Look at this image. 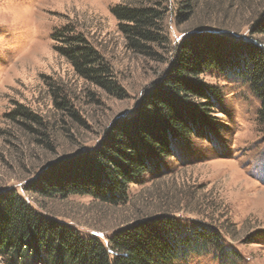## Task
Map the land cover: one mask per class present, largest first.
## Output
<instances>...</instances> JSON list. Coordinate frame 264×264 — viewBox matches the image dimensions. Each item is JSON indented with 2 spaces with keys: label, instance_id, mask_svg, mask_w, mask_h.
I'll return each instance as SVG.
<instances>
[{
  "label": "rangeland",
  "instance_id": "374dc122",
  "mask_svg": "<svg viewBox=\"0 0 264 264\" xmlns=\"http://www.w3.org/2000/svg\"><path fill=\"white\" fill-rule=\"evenodd\" d=\"M121 0H0V191L12 189L37 212L66 222L103 243L118 228L165 214L185 232L220 228L223 250L190 251L169 264H264V125L260 98L245 79L213 68L201 76L220 92L211 113L215 129L192 135L129 185L119 205L89 196L44 197L30 190L49 163L97 147L105 130L133 115L168 67L171 51L148 59L125 48L110 8ZM178 0H167L170 48L195 29L247 38L264 0H198L194 15L175 20ZM72 22L112 66L123 98L79 77L54 49V28ZM169 48V47H167ZM70 110L57 109L53 91ZM20 103L42 116L47 144L37 143L6 117ZM0 264H50L45 254L0 255Z\"/></svg>",
  "mask_w": 264,
  "mask_h": 264
},
{
  "label": "trees",
  "instance_id": "16d2710c",
  "mask_svg": "<svg viewBox=\"0 0 264 264\" xmlns=\"http://www.w3.org/2000/svg\"><path fill=\"white\" fill-rule=\"evenodd\" d=\"M197 4L178 0L175 20L191 18ZM167 11V0H121L110 8L125 48L155 60L171 51L168 67L142 96L135 113L113 121L95 149L49 163L30 190L44 197L83 195L110 205L126 202L129 185L174 156L176 144L215 129L211 113L220 92L201 80L213 68L250 84L261 101L258 123L264 125V5L254 15L247 38L233 40L198 28L172 48L164 24ZM50 38L79 77L111 96L124 97L110 63L72 22L54 28ZM53 96L57 109L75 115L58 87ZM6 117L34 135L37 143H48L47 121L25 105L16 103ZM209 246L223 250L220 228L207 225L185 232L165 214L137 219L103 243L37 212L15 190L0 191V255L43 253L50 264H169Z\"/></svg>",
  "mask_w": 264,
  "mask_h": 264
}]
</instances>
